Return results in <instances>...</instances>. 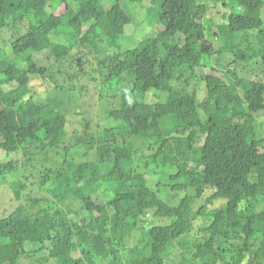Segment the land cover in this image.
<instances>
[{"label":"trees","instance_id":"trees-1","mask_svg":"<svg viewBox=\"0 0 264 264\" xmlns=\"http://www.w3.org/2000/svg\"><path fill=\"white\" fill-rule=\"evenodd\" d=\"M104 2L0 0V154L22 156L0 162V179L38 157L61 163L33 183L52 199L29 195L0 217V264H264V82L238 69L264 68V0ZM141 3L163 30L122 50ZM102 35L113 52L95 73L76 63L121 105L109 122L76 128L73 147L86 158L71 161L62 104L38 101L31 84L48 77L49 89L63 90L53 70H74L73 50ZM151 92L169 97L150 102ZM17 182L15 201L26 188Z\"/></svg>","mask_w":264,"mask_h":264},{"label":"rangeland","instance_id":"rangeland-1","mask_svg":"<svg viewBox=\"0 0 264 264\" xmlns=\"http://www.w3.org/2000/svg\"><path fill=\"white\" fill-rule=\"evenodd\" d=\"M66 1L69 4H72V0H50L49 7L50 8H59L60 4ZM75 1V0H74ZM82 0H79L81 2ZM149 0H143V3H148ZM134 4L130 9V14L133 19V23L137 25L136 33L134 24L130 25L126 28V40L122 42V50L132 49L136 45V41L142 39V37H151L160 33L163 30L160 23H155V26L152 27L146 21L145 17L148 15V11L146 8H143L142 4ZM104 4H108V0H105ZM63 5V4H61ZM218 9L212 11L213 16L218 19L223 14L220 12L218 14ZM44 20L47 17H43ZM98 29L100 31L106 33V35L111 31V27L106 24L98 25ZM97 32V31H96ZM98 34V33H97ZM106 35H102L100 38L96 37V40L90 42H84V45L81 49L75 48L71 53L70 57L67 59V65H73L74 70H67L64 73V69L58 64V66L53 70L54 77L58 79V85H63L64 89H49V78H39L32 82L31 90L33 93H36V99L40 102L51 104H62V111L69 118V127L68 133L69 136L66 139L65 147L69 148L71 153L69 160H81L83 156H85V152L80 153L79 148H74L75 145V131L76 128L82 129V125H84V120L93 121V126L97 127L100 121L109 122V117L107 115V111H111L115 108L120 107L121 98L112 97L108 90L103 91L102 88V79L98 81V83L90 82L86 79L85 72L90 71L95 73V70L99 67V59L102 55H106L107 53H112V50H106V47L103 45L101 39L106 37ZM4 38V37H3ZM85 40V39H84ZM86 60V69L85 72L77 65V60L79 59ZM59 69L63 71V74H59ZM241 71L240 75L246 78H250L252 80L263 81L264 82V68L258 64L253 63L250 66L244 68L242 65L238 67ZM49 79V80H48ZM183 87V85H181ZM191 89L196 86L195 81H191L189 83ZM203 85H201L202 87ZM169 97V93L167 92H151L148 94L147 99L150 102H166ZM258 128L264 132V123L258 122ZM79 129H77L79 131ZM252 131H246L247 134H250ZM136 147L140 150V153H144L145 155H149L147 145L143 144L141 141H136ZM55 153V152H52ZM60 154H64L63 150L58 151ZM53 160H50L48 163H45L41 157L33 159V167L29 166L26 170L22 164L18 165V172L16 174L10 175L0 179V217L10 212L13 207L18 204H27L29 201L26 199L29 195H36L37 197H49V194L43 190H40L37 186H34L33 183L38 181L41 173L44 172L45 167H55L61 165L58 157H55L56 154H52ZM0 162H7L9 160H21L22 156L8 153L0 154ZM86 158V156H85ZM84 158V159H85ZM89 159V157H88ZM47 165V166H43ZM28 178V180L26 179ZM18 181H22L26 188L23 191L24 197H20L18 201H15V195L13 194V187L15 184H20ZM12 185V188H11ZM52 199V198H51ZM54 200V199H53ZM60 208L64 213H66L67 209H65V205H61ZM79 205L76 204L75 208H78ZM34 212L38 211V207L32 206ZM212 209V208H211ZM59 209H56L53 214H56ZM151 222H155L152 221ZM205 221L203 219H198L195 222V229H199V226H202ZM158 223H162L159 221ZM151 224V223H150ZM189 237L190 242H196V233H191ZM179 252L178 248L174 250V253ZM38 256V255H37ZM37 258H24L22 259L20 264H57L53 259H49L47 262L38 263Z\"/></svg>","mask_w":264,"mask_h":264}]
</instances>
